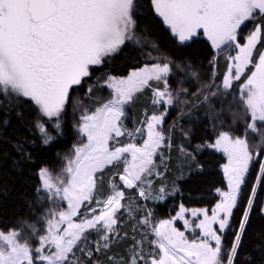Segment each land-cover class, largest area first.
Masks as SVG:
<instances>
[{"label":"snow or ice","instance_id":"obj_1","mask_svg":"<svg viewBox=\"0 0 264 264\" xmlns=\"http://www.w3.org/2000/svg\"><path fill=\"white\" fill-rule=\"evenodd\" d=\"M150 4L181 44L202 33L213 49L230 50L220 86L224 92L235 90L234 83L246 77L239 85L243 111L232 114L234 122L244 121L241 134L220 131L214 142L197 145L191 152L179 146L192 163L194 153L205 148L225 154L224 188L215 189L219 201L211 214L207 208L188 210L181 204L175 217L155 222L152 210L122 203L135 199L126 195L128 190L144 200L162 201L169 194L164 185L154 188L152 179L163 176L161 168L167 171L163 149L172 146V129L166 135L162 125L167 106L184 103L179 97L189 92L170 88L173 66L182 72L183 68L165 58L126 78L109 76L105 83L113 97L95 111L79 105L77 130L82 140L73 147L74 156L66 158L60 176L54 178L46 167L37 173L42 182L37 191L45 192L52 203L66 201L67 207L48 209L42 218L44 228L28 225L31 235L23 242L22 232L0 231V264H239L253 215L264 219V0H150ZM136 6L137 0H0V95L23 98L36 107L35 127L42 144L61 134L62 114L74 103L72 90L90 78L91 66L102 65L127 41L147 42L136 35ZM250 22H255L253 27L241 37V29ZM151 47L158 50L155 44ZM215 60L214 54L209 63L214 66ZM186 74L200 79L191 64ZM215 87L201 84L191 94L202 95L204 89ZM146 88L152 90V106L164 110L146 112L140 127L128 129L123 124L125 107ZM91 92L89 86L87 94ZM48 122H53L51 131ZM138 137L143 138L141 144L135 142ZM124 138L133 142L122 143ZM16 147L23 154V145ZM188 211L194 218L203 216L193 229L200 235L191 240L173 226L175 220H183L185 229L191 228L184 218ZM129 217L131 236L127 231L121 234L120 228ZM149 230L154 239L149 240ZM229 232L232 239L226 245ZM129 240L124 255H107L114 244ZM253 251L256 255H247L244 264H264V241Z\"/></svg>","mask_w":264,"mask_h":264},{"label":"trees","instance_id":"obj_2","mask_svg":"<svg viewBox=\"0 0 264 264\" xmlns=\"http://www.w3.org/2000/svg\"><path fill=\"white\" fill-rule=\"evenodd\" d=\"M135 20L137 22L136 35L142 36L146 43L140 44L127 41L121 50L112 55L102 65L91 67V76L85 82L72 90L73 104H69L61 117V134L47 145L41 143V135L35 127L38 119L36 107L26 102L23 98L12 95H0V230H17L25 234V240L31 233L28 225H35L43 229L42 218L48 209H56L60 202L49 201L45 192H38L40 179L37 175L40 168H48L53 177L60 176L65 167L66 158L73 156V147L80 141L77 126L81 110L79 105L93 111L103 100L108 99L105 91V80L110 75L124 76L129 71L164 62L165 58L180 64L183 72L174 67L169 78V86L175 92L181 88L188 89L189 94H181L179 100L184 103H175L167 106V114L162 127L166 135L171 127V148L163 149L167 158V171L163 176H154L153 186L159 188L164 185L168 195L164 200H144L135 198L133 206L150 209L154 213V222L173 216L181 204L186 208L212 207L218 200L217 188H224L225 178L222 164L225 157L219 151L203 149L195 152V163L187 159L180 151L184 145L191 152L197 145L212 143L220 131H233L240 135L244 121L233 120V113L243 111L239 103V85L235 82L233 89L227 93L222 90L221 82L227 70L226 56L230 50L223 53L214 51L210 43L201 35L193 41L181 44L173 37L170 30L154 13L150 0H137ZM258 22V21H256ZM255 22L247 24L249 30ZM248 30V31H249ZM152 44L158 46L153 50ZM216 56L215 65L209 62ZM196 69L200 79L195 80L187 75L188 65ZM215 83L217 87L204 89L202 95L197 93L201 84ZM153 87L156 82H152ZM89 86L92 87L90 95L87 94ZM162 86V84H161ZM216 93L212 95L211 93ZM207 96V99H205ZM152 90L145 89L137 94L134 103L125 107V126L128 129L140 127L145 113L151 115L154 111L159 114L164 108L152 106ZM7 121V123H4ZM51 131V123L46 125ZM187 132L188 136L183 133ZM250 141L253 139L249 134ZM23 145V154L17 151V145ZM30 155V159L27 158ZM157 161L159 156L156 157ZM197 164L202 166L197 168ZM183 177V178H181ZM116 182L118 177L114 178ZM108 194V193H106ZM126 195L137 197L135 192L128 190ZM143 212L140 213V217ZM239 217V213H236ZM131 217L126 218L121 224V234L124 231L132 235ZM259 234V236L257 235ZM139 239V236H137ZM95 239V236L91 237ZM232 239L231 232L225 237V244L229 245ZM264 241V219L254 214L252 224L244 238L240 250L239 264H244L247 255L255 256L254 245ZM35 240L31 241L32 245ZM127 242L114 244L107 255H124L128 247ZM103 259V257H101ZM107 264V262H105Z\"/></svg>","mask_w":264,"mask_h":264},{"label":"rangeland","instance_id":"obj_3","mask_svg":"<svg viewBox=\"0 0 264 264\" xmlns=\"http://www.w3.org/2000/svg\"><path fill=\"white\" fill-rule=\"evenodd\" d=\"M161 19V18H160ZM166 26V25H165ZM167 27V26H166ZM168 28V27H167ZM248 30H249V27H243L242 29H241V31H240V36L241 37H243V36H246L247 35V33H248ZM201 36H203V34L201 33ZM206 40H207V38L205 37V36H203ZM208 41V40H207ZM209 43H210V41H208ZM241 42H243V41H241ZM211 45V44H210ZM214 51H216V49H213ZM232 55H235V52H232ZM111 57V56H110ZM110 57H108V58H110ZM108 58L106 59V60H108ZM145 66V65H144ZM92 67V66H91ZM140 68H142V67H140ZM140 68H138V69H140ZM138 69H134V70H138ZM134 70H131V71H129L126 75H124V76H115V75H110V76H112V77H116V78H126L132 71H134ZM250 74V73H249ZM109 77V76H108ZM107 77V78H108ZM107 80V79H106ZM105 80V81H106ZM104 84H105V91H106V93L108 94V99H106V100H103L102 101V103H106L108 100H110V99H112V97H113V90L111 89V88H109L108 87V85L104 82ZM76 86H74V88H75ZM101 103V104H102ZM101 105H97V107H100ZM97 107H95L94 108V110L93 111H95V109L97 108ZM80 117V116H79ZM126 117V116H125ZM125 117L123 118V124L125 125V123H124V119H125ZM51 123V126H52V123L53 122H50ZM79 133V132H78ZM79 137H80V141L78 142V144L76 145V146H79V144L81 143V140H82V137H81V134L79 133ZM146 138V137H145ZM215 141V140H214ZM84 142H86V140L84 141ZM131 142H133V141H131V140H129V139H127V138H124L123 139V141H122V143H131ZM137 144H141L142 142H143V138H137V140L135 141ZM117 146H120V145H117ZM222 153V152H221ZM223 154V156L225 157V162L224 163H226L227 162V157L225 156V154L224 153H222ZM73 156H74V153H73ZM72 156V157H73ZM129 159H130V157H129ZM223 163V164H224ZM222 164V165H223ZM122 170V169H121ZM55 178V177H54ZM40 179V178H39ZM118 181H119V179H118ZM117 183H120V181L119 182H117ZM42 186V182H41V180H40V187ZM47 196V195H46ZM136 196L137 197H135V198H140V197H138V193H136ZM142 199V198H141ZM219 199H220V196L218 195V200L215 202V204L219 201ZM59 202H60V204L58 205V207L56 208V210H59V209H61V208H66L67 207V202L66 201H61V200H59V199H57ZM122 203H123V201H122ZM214 204V205H215ZM213 205V206H214ZM212 206V207H213ZM212 207H210V208H207V209H209V214H211L210 213V210H211V208ZM202 208H206V207H197V208H186L185 207V209H188V210H192V209H202ZM180 210V207L178 208V210H177V212ZM176 212V213H177ZM176 213L173 215V216H171L170 218H167V219H162V220H168V219H171V218H173V217H175L176 216ZM141 218H142V216H141ZM184 218L185 219H187V220H189L190 221V224L192 225V227L191 228H189V229H185V227H184V223H183V220H175L174 222H173V226L174 227H176L177 229H179L180 231H184V233H185V236L189 239V240H191V239H194V238H197L199 235H200V232H199V230L198 229H196V230H193L194 229V226H195V224L196 223H198L199 222V219H202L203 218V216L201 215L200 217H199V219H197V218H194V217H192L191 216V213H190V211H188V212H185V214H184ZM1 231V230H0ZM9 231H11V230H9ZM9 231H3V232H5V234H7ZM17 231V230H16ZM141 231H142V229H141ZM18 232H22V231H18ZM23 233V232H22ZM25 234L23 233V238H22V240H21V242H23L24 240H25ZM148 238H149V240H151V239H154V236H152L151 235V233H150V230H149V234H148ZM36 246V242H34V244H33V247H35ZM154 247V246H153Z\"/></svg>","mask_w":264,"mask_h":264}]
</instances>
